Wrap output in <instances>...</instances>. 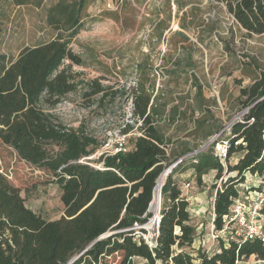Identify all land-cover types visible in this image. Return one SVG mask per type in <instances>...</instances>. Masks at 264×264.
<instances>
[{
    "label": "trees",
    "instance_id": "1",
    "mask_svg": "<svg viewBox=\"0 0 264 264\" xmlns=\"http://www.w3.org/2000/svg\"><path fill=\"white\" fill-rule=\"evenodd\" d=\"M91 1L57 0L46 15L47 23L58 31L55 38L24 47L11 61L0 56V139L21 159L51 173L64 204L60 218H44L26 205L20 188L0 170V264H109L112 258L114 264H236L252 255L264 263L259 239L221 242L212 255L194 247L196 226L189 201L172 176L163 186L165 168L172 161L152 124L148 111L152 96L144 82L132 97L134 115L144 118V134L133 139L131 149L98 157L100 166L81 161L100 147L98 139L65 127L45 107L54 106L77 86L74 73L61 66L65 60L84 64L70 44L83 27ZM217 1L247 33H264V0ZM94 81L93 93L105 91ZM239 101L246 112L232 126L233 141L243 138L246 144L231 145L230 156L235 152L243 156L236 164L228 163V172L237 174L217 188L218 228L238 197L237 185L245 174L264 177V71L240 87ZM196 158L199 183L201 173L211 168L221 177L224 166L213 153L199 152ZM162 192L169 202L160 212L159 232L148 242L134 227L158 214Z\"/></svg>",
    "mask_w": 264,
    "mask_h": 264
},
{
    "label": "rangeland",
    "instance_id": "2",
    "mask_svg": "<svg viewBox=\"0 0 264 264\" xmlns=\"http://www.w3.org/2000/svg\"><path fill=\"white\" fill-rule=\"evenodd\" d=\"M56 1L27 0L23 4H16L13 0H0L3 6L2 11L0 8V56L4 55L7 61H11L24 47L55 38L58 31L47 23L46 15L48 8ZM109 3H112L111 7ZM176 5L178 7L179 4L175 0H92L86 10L82 29L70 44L84 64L65 60L61 66L74 73L77 86L54 106L45 105L55 119L67 128L94 136L100 146L112 131L122 128L124 124H131L134 121V91L141 87L142 81L151 82L153 77L163 78L160 64L155 62L148 70L144 68L146 61H155L157 58V54L150 53L151 48L175 44V40L181 39L178 36L166 40L159 38L164 28L172 26L182 28L192 35L194 31L201 30L193 35L196 42L184 43L196 44L199 39H205L203 44L207 41L209 46L214 47L212 53H209L210 86L217 91L221 84L232 89L235 107L236 88L250 84L259 72L264 71V33H247L237 24L227 6L217 0H206V3L196 4L183 11L176 8ZM94 80H98L105 91L93 93ZM213 94L217 96L215 92ZM245 112L246 108H242L238 102L234 118L227 119L223 127L242 118ZM133 139H129V149L133 146ZM52 148L58 149V146ZM206 150H209L208 146L201 152ZM95 153L83 157V161L100 166ZM237 156L234 154L232 163ZM0 170L12 184L20 188L26 205L36 213L49 220L64 214L62 190L52 181L51 173L21 159L14 148L1 139ZM224 175L235 176L236 172L230 171ZM246 179L245 176L244 181L237 185L242 198L250 190L246 189V185L252 183H247ZM224 183V180L218 181L211 184V188L220 187ZM162 197L161 210L169 202L163 192ZM192 221L196 226L194 247L210 255L219 251L221 241H214L210 236L209 214L206 213L201 220L193 218ZM199 221L204 225L197 229ZM145 230L147 232L137 227L139 235L145 238L143 234H146L149 241H152L157 228ZM113 259L109 264H114ZM256 259L251 257L237 261L236 264H260Z\"/></svg>",
    "mask_w": 264,
    "mask_h": 264
},
{
    "label": "crops",
    "instance_id": "3",
    "mask_svg": "<svg viewBox=\"0 0 264 264\" xmlns=\"http://www.w3.org/2000/svg\"><path fill=\"white\" fill-rule=\"evenodd\" d=\"M175 1L179 4L178 7L176 5V8H179L180 11L187 10L196 4L201 5L202 2L206 3V0ZM199 32L201 30L194 31L193 35L195 36ZM193 35L182 28L172 26L168 29L167 27L159 38L166 40V38L178 36L182 40H175V44L159 46L156 49L153 46L150 53L157 54V58L155 61H151V59L146 61V66H144L147 70L154 66L155 62L161 66L159 69L163 78L153 77L151 82H142L149 88L152 96L148 109L151 112L152 124L162 137L171 161L200 148L211 136L219 132L226 124L227 119L234 118V110L237 109L238 102H240L241 86L236 88L235 107L233 106L232 89H229L228 86L224 87L221 84L219 92L212 90L213 87L210 86L212 80L208 77L209 53H212L214 47L209 46L207 41L203 44L205 39H199L196 44L186 45L184 42H196ZM216 49L218 46L215 47ZM219 49L221 48L219 47ZM147 75L149 74L147 73ZM214 92L217 96H214ZM209 152L213 153L212 148H209ZM234 154H238V156L232 163ZM232 155L229 163L236 164L243 156V152H235ZM198 159L196 158V161L191 157L185 159L174 170L172 178L180 187L181 195L189 201L193 218L201 220L206 213L211 218L214 207L213 200L216 197L217 188H219L217 186L211 188V184L218 183L220 177H217V169L211 168L201 173L202 182L197 183L198 173L194 163ZM224 173L225 168L222 175ZM186 183L191 185L186 187ZM203 225L204 223L199 221L197 229ZM251 257L256 258L255 255H252L249 259ZM256 261L264 264L260 259H256Z\"/></svg>",
    "mask_w": 264,
    "mask_h": 264
},
{
    "label": "built area",
    "instance_id": "4",
    "mask_svg": "<svg viewBox=\"0 0 264 264\" xmlns=\"http://www.w3.org/2000/svg\"><path fill=\"white\" fill-rule=\"evenodd\" d=\"M109 6H112V3H109ZM160 75V73L157 71ZM132 116L134 121L129 124H124L122 128L116 129L112 131L109 136L104 140L101 146L96 150L95 156H108V155H116L121 152H125L129 149V139L131 137L137 138L144 134V118L140 116H135L134 112H132ZM240 118L239 120H241ZM235 120V121H239ZM235 121L230 123L229 125L223 127L219 132L215 133L211 136L201 147L194 151L188 152L187 154L177 158L172 161L168 167V176H172L174 170L178 167L180 163H182L185 159L191 157L194 158L204 147L212 148V152L219 159L221 164L225 168V173L228 172V163L231 158L229 155V151L232 143L234 145L243 144L246 142L243 138H239L234 140L235 134H232V126ZM131 126L128 130H125ZM84 159H81L83 161ZM196 161V159H195ZM246 182H252L246 185V189H250L248 195L242 198L240 195L234 198L232 205L230 206L229 212L223 216V225L218 228L216 226V211L215 207H213L211 214V231L210 236L214 241H221L225 244H229L232 241L237 243H241L245 240L251 239H259L264 244V177L259 175L258 173H250L246 174ZM167 176V177H168ZM229 176H225L224 174L219 178V181L226 182ZM191 184L186 183V187H189ZM263 186V187H262ZM222 187V186H220ZM261 189L259 190L258 188ZM240 192V190H239ZM215 203V198L213 200ZM144 225V224H143ZM140 225L137 224L134 228L137 229ZM157 228V225H156ZM139 233V231H137ZM158 233H155V236ZM148 242V237L146 234H143Z\"/></svg>",
    "mask_w": 264,
    "mask_h": 264
},
{
    "label": "bare ground",
    "instance_id": "5",
    "mask_svg": "<svg viewBox=\"0 0 264 264\" xmlns=\"http://www.w3.org/2000/svg\"><path fill=\"white\" fill-rule=\"evenodd\" d=\"M165 170H166L167 172H166V178H165V181H164V183H163V186H164V184H165V182H166V179H167V176H168L167 174H168V172H169L168 169H165ZM165 170H164L163 172H165ZM163 172H162V174H163ZM162 174H161V175H162ZM160 198H161V190L159 191L158 202L160 201ZM150 211H151V208H150ZM160 212H161V208H160V210L158 211V214H157V212H156L158 218L160 217ZM156 214L154 215V217H153L148 223H146L145 225H143L146 229L150 230V229L156 227V225H157L156 220H155ZM157 220H158V219H157Z\"/></svg>",
    "mask_w": 264,
    "mask_h": 264
},
{
    "label": "water",
    "instance_id": "6",
    "mask_svg": "<svg viewBox=\"0 0 264 264\" xmlns=\"http://www.w3.org/2000/svg\"><path fill=\"white\" fill-rule=\"evenodd\" d=\"M161 174H162V173H161ZM160 176H161V175H160ZM160 176H159V177H160ZM157 181H158V180H157ZM165 183H166V182H165ZM149 211H150V208H149ZM160 221H161V214H160V217H159L158 220H157V228H158V232H159ZM139 228H144V229H146V228L143 226V224L140 225ZM110 233H112V232H110ZM110 233H107V234H105V235H109Z\"/></svg>",
    "mask_w": 264,
    "mask_h": 264
}]
</instances>
